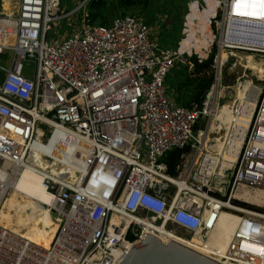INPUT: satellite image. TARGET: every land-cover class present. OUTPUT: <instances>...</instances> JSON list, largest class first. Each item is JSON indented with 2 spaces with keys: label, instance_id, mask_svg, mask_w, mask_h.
<instances>
[{
  "label": "built area",
  "instance_id": "2783aa9c",
  "mask_svg": "<svg viewBox=\"0 0 264 264\" xmlns=\"http://www.w3.org/2000/svg\"><path fill=\"white\" fill-rule=\"evenodd\" d=\"M216 1L207 17L211 35L195 15L206 0H189L182 36L176 46H162L129 12L108 24L89 23L84 13L80 25L57 37L48 31L66 13L60 0H0V52L10 53L0 64V204L37 138L49 135L68 168L44 177L57 224L48 247L0 225V264H117L148 234L197 237L202 253L225 264H264V209L237 211L224 248L205 241L220 210H233L224 203L239 184L264 186V89L248 118L241 117V99L232 105L219 147L201 144L205 133L215 142L208 126L194 134L197 120L215 113L213 86L190 105L166 94L175 62L192 67V56L200 62L215 47L210 68L219 73L222 48L248 49L230 47L227 35L248 31L264 41V0ZM188 35L192 44L182 48ZM187 144L193 157L184 155L177 174L169 173L163 155Z\"/></svg>",
  "mask_w": 264,
  "mask_h": 264
},
{
  "label": "rangeland",
  "instance_id": "374dc122",
  "mask_svg": "<svg viewBox=\"0 0 264 264\" xmlns=\"http://www.w3.org/2000/svg\"><path fill=\"white\" fill-rule=\"evenodd\" d=\"M61 1V7L62 10L65 13V15L60 16L54 20H52L51 24L53 27L48 31L49 36H57L62 37L66 36L70 33V31L80 25L82 23V17L84 15L85 9L78 8L79 3L81 0H60ZM189 0H149L148 5L138 4L131 6L127 8L126 10L129 13L138 15L142 17L143 19L147 20L150 26V33L153 38H155L162 46H176L177 40L182 35L178 34V28L180 23V18H183V15L185 13L184 9L187 7ZM5 5V3H4ZM121 9L116 7L115 0H108L107 7H106V18L108 21H110L114 16L120 14ZM182 21V20H181ZM181 29V25H180ZM226 51L228 52V58L224 61L223 64L220 66V70L218 73V70L216 68H209L204 71V74L207 76H212V84L207 88L206 91L216 89L215 91V101L216 106L218 107L217 114H220L224 111L230 110L232 105L236 104L239 99H241L242 94V85L245 82L246 79L250 80V87L249 91H253V89H256V85L260 86L262 88V92L264 89V52L262 51H254V50H248L244 48H227ZM10 56V53L5 50L4 52H0V64L6 63V59ZM185 64L175 62L173 67L170 69L168 75L166 76V94L172 95V88L173 85L177 81H181L185 74L187 73V70H190L192 67L188 66V69L186 70L184 68ZM218 75V81L217 79ZM2 77V72H0V78ZM205 91V92H206ZM204 92V93H205ZM247 92V93H248ZM261 92V95H262ZM181 95H184L186 98H188V93L181 89L179 91ZM250 95V94H249ZM261 97V96H260ZM214 98V97H213ZM222 107L220 110L219 107ZM220 110V111H219ZM215 119V118H214ZM213 119V121H214ZM209 117L202 116L200 117L197 122L195 123V136L199 132V130H204L208 126ZM50 136L47 138H43L44 141H46ZM214 142L210 139H207L204 143L205 146L207 145H213ZM203 145V143H202ZM46 152V151H45ZM40 153V152H39ZM195 151L194 147L190 146L189 152H187L185 155L186 157L191 160L193 157ZM45 154V153H44ZM225 183L223 184V192L227 194L229 191V188L232 184V178L231 174L228 173L225 179ZM238 185V184H237ZM244 194H239L244 192ZM257 186H241L239 184L235 191L234 196L235 198H232V202L237 205L241 206L244 209L247 210H262L264 209V197L257 195L256 193H259L261 191L256 190ZM262 190V189H261ZM238 195L241 196L242 199L246 200H239ZM12 196V195H11ZM9 196L8 199L5 201V208H9V206H12V204L15 202V199H19V197H11ZM18 201V200H17ZM22 201V202H21ZM238 201V202H237ZM239 202H243L245 204H248L250 207L239 205ZM28 202L24 200L18 201V206L22 210H27ZM30 205V204H29ZM36 208L38 215H32L29 213H22L21 219H24V217L27 220H35L39 221L40 225L45 224L47 221H51L53 219L51 213L45 212V209L40 206V204L37 203ZM250 208V209H248ZM251 210V211H252ZM225 214L228 216L229 220L228 223H231V220L234 217H237L241 214H239L235 210H225ZM17 213H15V218ZM20 219V220H21ZM26 220V221H27ZM25 221V220H23ZM23 222H19L21 225ZM25 223V222H24ZM19 225V226H20ZM55 228V227H54ZM223 239H225L228 236L227 229H224L222 231ZM171 238L176 240H181L183 242H186L188 245H191L193 247H199V239L195 237L194 239H187V241H184L183 239L171 235Z\"/></svg>",
  "mask_w": 264,
  "mask_h": 264
},
{
  "label": "bare ground",
  "instance_id": "6f19581e",
  "mask_svg": "<svg viewBox=\"0 0 264 264\" xmlns=\"http://www.w3.org/2000/svg\"><path fill=\"white\" fill-rule=\"evenodd\" d=\"M206 2H207V6L204 7V9H201L200 7H199L200 9L199 8L196 9L195 15H197L199 18L198 24L200 28L202 29V31H204V34L206 36H209L211 35V33L209 30L207 17L212 12L213 7L216 5L217 1L206 0ZM191 37H192L191 35H188V37L184 38L181 41L182 48L184 47L189 48L191 46L192 44ZM226 37H227V41L229 42L228 45L230 47L237 46V47H245L248 49H255V46L262 48L264 47V41L260 38H256L252 36L251 32L248 31L238 35H234V34L227 35ZM204 42L205 41L203 39L200 42L196 41L195 42L196 48L199 49L201 44H203ZM227 58H228V52L226 51V48H222L219 52L218 66L223 64ZM218 69L220 70V67H218ZM249 87H250V80L246 79L242 85V94L240 97L241 106H242V112H241L242 118H248L251 109L255 108L256 105L255 98L257 96L258 90L260 89V86L256 85L255 87L257 90L253 89V91L248 92ZM215 91L216 89L212 90L211 92L214 98H215ZM219 109L221 110L222 107L220 106ZM217 112H218V107L215 106V113L210 117L208 123V129H211V131H213L210 134L214 137L215 142L213 145L219 147L221 145V137L228 126V122L231 117V112L230 110L224 111L220 114H217ZM262 117L264 118V114L262 115ZM207 139H208L207 133L203 134L200 140L201 144L205 143ZM59 151L60 149L58 148V146L54 145V142H52V139L50 137L46 141H44L41 138H37L35 141H33L25 163L23 162L22 165L16 166L14 168V171L9 176L5 184L7 190L0 204V225L5 226L8 229L15 231L16 233H21L30 241H32L35 244H38L41 247H48V245L50 244V241L54 235L57 225L56 222L54 221V218L51 221L49 220L45 224L40 225L39 221L27 220L26 218L28 217H24V219H21L20 216L22 213L38 215L39 213H37L36 208H40V207H37V203L40 204V206H42V208L45 209V212L50 213V210L48 209V204H52L53 199H52V195L44 187V177L46 175H51L52 173L59 175L61 173H65L68 170V168L64 165L65 160L60 155L61 153H59ZM50 157L53 158L51 159ZM226 158L232 160L234 159V155L228 154ZM48 168L50 169V171L48 170ZM255 189L261 191L259 193H256L257 195L259 194V196L264 197L263 185H258ZM11 195L14 198L19 197L20 200H24L28 202L27 210H22L18 206V201L20 200L17 198L15 199V202L12 204V206H9V208H5L4 206L5 201ZM233 195L234 192L232 196ZM224 204L235 211L249 212V210L233 204L231 200L225 201ZM225 212H226L225 209L220 210L219 220L218 223L216 224L217 229L215 230V233L213 235H209V237L205 240L207 241V244L210 246H215L216 244L218 247L224 248L230 237L231 232L233 231L234 225L239 218L233 216L231 223L229 224L228 223L229 218L225 214ZM15 213H17L16 218L14 216ZM19 222H23V223L20 225ZM224 229H227L228 231V236L225 239V241L222 235V231ZM194 238L195 237H193L192 239ZM200 240L201 239H199V243ZM205 246L207 245L205 244ZM203 248L205 247H202V245L200 244L199 247H196V250H198L199 252L201 251L204 252Z\"/></svg>",
  "mask_w": 264,
  "mask_h": 264
},
{
  "label": "trees",
  "instance_id": "16d2710c",
  "mask_svg": "<svg viewBox=\"0 0 264 264\" xmlns=\"http://www.w3.org/2000/svg\"><path fill=\"white\" fill-rule=\"evenodd\" d=\"M107 2L108 0H88L85 5L84 12L86 15V21L89 23L108 24L111 20L108 21L106 18ZM140 3L147 6L149 0H115L116 7L121 9L120 14L127 13V8L138 5ZM186 8L184 9V11H186ZM181 20L182 19L180 18L178 34H180ZM144 21L149 25L147 20L144 19ZM214 52L215 47L213 48L209 56L200 62L197 61L195 56H192L191 58L193 60V66L190 70H187V65L184 66V68L187 70V73L185 74L183 79L181 81H177L172 88V91H174L172 92V95L175 98L176 102L184 105H190V103L194 101L200 102L201 95L207 90L212 82V76H207L206 74H204V71L209 68L214 56ZM0 72L2 71L0 70ZM181 89L185 90L189 94L188 98L179 93ZM189 150L190 146L189 144H187L183 148H172L166 151V153L162 157V160L166 163L167 171L169 173L177 174V166L180 164L183 156L187 152H189ZM240 204L242 206L250 207L248 204H245L243 202H239V205Z\"/></svg>",
  "mask_w": 264,
  "mask_h": 264
},
{
  "label": "water",
  "instance_id": "95a60500",
  "mask_svg": "<svg viewBox=\"0 0 264 264\" xmlns=\"http://www.w3.org/2000/svg\"><path fill=\"white\" fill-rule=\"evenodd\" d=\"M205 93L201 95L204 99ZM117 264H225L173 238L148 234L132 246Z\"/></svg>",
  "mask_w": 264,
  "mask_h": 264
},
{
  "label": "crops",
  "instance_id": "0c3cea01",
  "mask_svg": "<svg viewBox=\"0 0 264 264\" xmlns=\"http://www.w3.org/2000/svg\"><path fill=\"white\" fill-rule=\"evenodd\" d=\"M7 61V60H6Z\"/></svg>",
  "mask_w": 264,
  "mask_h": 264
}]
</instances>
